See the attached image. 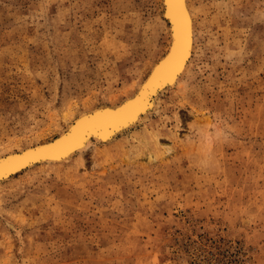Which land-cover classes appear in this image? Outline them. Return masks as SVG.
I'll return each mask as SVG.
<instances>
[{"label":"rangeland","instance_id":"374dc122","mask_svg":"<svg viewBox=\"0 0 264 264\" xmlns=\"http://www.w3.org/2000/svg\"><path fill=\"white\" fill-rule=\"evenodd\" d=\"M203 3L139 127L0 182V264H264V0ZM168 29L162 0H0V154L135 94Z\"/></svg>","mask_w":264,"mask_h":264},{"label":"bare ground","instance_id":"6f19581e","mask_svg":"<svg viewBox=\"0 0 264 264\" xmlns=\"http://www.w3.org/2000/svg\"><path fill=\"white\" fill-rule=\"evenodd\" d=\"M203 1H205V0H202V1L201 0H181L184 12L186 13V15L190 21V44H189V51L187 54V58L185 59V61L181 65V68L177 71L176 75L174 77H172V79L170 81L163 82V83L159 84L157 87L152 88L146 94L145 103L143 105L142 110L138 111L133 119H131L129 122H127V123H125L119 127L112 129L110 132H107L105 134H103V132H100L99 134H97V133L91 134L90 136H88L86 138V140L83 142V144L76 146L74 149H72L71 151L66 153L61 158L44 159V160H40L38 162H34V163L28 165L27 167L15 170L12 173V175L6 177L3 180L10 179L16 173L26 171V170H28V169L36 166V165H41V164L52 165L55 163L61 164L62 162H66V161L72 159V157L74 155H84L86 152L91 151L95 147V145L98 143H107V142L110 143V141L114 140L119 135L124 134L127 131H130L136 127H139V125L142 124L148 118V116L151 114V112L157 108L160 94L164 93L163 91H165L166 89L169 90V88L174 87L176 84H180L181 83L180 81L188 73L189 68L191 66V63H192V58H193L194 52L197 50L199 32L204 27L205 21L207 19V13H208L207 7L203 3ZM162 2H163V15H164V18L166 19V21L168 22V26H169V29H168L169 34H170L169 46H168V49L165 52V54L154 64V66H152L153 68L151 69L150 73L140 83V85L136 89L137 91L135 92V94L126 97L123 101H121L118 104L100 106V107H97L93 110L85 111V112H83L80 115L75 116V117L72 116L73 115L72 113H68L66 115V119L70 120V123H69L68 127L65 130H63L58 136H56L55 138H53L51 140L43 141L41 143L31 144V145H27L25 147H19L16 150H14L10 147L6 151H3L4 153L0 154V159L6 158V157H8V158L14 157V156L21 154V153H26V152L28 153L30 151H33V149L35 147H39V146H40L39 147L40 149H43L41 146L45 145V144H49V143H52L50 145H57L61 141H63L65 137L71 135L72 129H74L81 120L86 119V118L91 119V117L96 116V114L99 113L100 111L102 112V108L109 107L110 109H113V111L116 112V111H119L121 108H124L130 102L136 101L137 98L140 97L145 92V86L149 84V81L151 80L153 73L156 71V69L159 67V65L162 64L165 60H167L169 54L172 51V47L174 44V40H175V34L173 31L174 25H173L172 20L167 15L166 0H162ZM197 2L199 3V6H197ZM92 113H93V115L90 116L89 114H92ZM94 113H96V114H94ZM3 180H0V182Z\"/></svg>","mask_w":264,"mask_h":264},{"label":"snow or ice","instance_id":"6c2138e0","mask_svg":"<svg viewBox=\"0 0 264 264\" xmlns=\"http://www.w3.org/2000/svg\"><path fill=\"white\" fill-rule=\"evenodd\" d=\"M167 15L172 20L175 34V40L172 51L167 60H165L153 73L149 84L145 86V92L137 98L136 101L130 102L124 108L116 112H99L91 119L81 120L78 125L72 129L71 135L57 145L48 148L30 151L21 157H10L0 159V175L5 171H11L32 159H38L41 155L56 152H67L73 147L83 144L88 136L94 132L99 134L102 130L114 129L134 118L136 113L142 110L145 103L146 94L154 87L163 82L170 81L181 65L187 58L190 44V21L184 12L181 0H166Z\"/></svg>","mask_w":264,"mask_h":264},{"label":"water","instance_id":"95a60500","mask_svg":"<svg viewBox=\"0 0 264 264\" xmlns=\"http://www.w3.org/2000/svg\"><path fill=\"white\" fill-rule=\"evenodd\" d=\"M101 112V111H100ZM102 112H105V113H108V112H115V111H113V109H110L109 107H106V108H102ZM94 114H96V113H94ZM90 116L91 115H93V113L92 114H89ZM93 117H95V116H93ZM93 117H91V118H93ZM86 119H88V118H86ZM84 120V119H83ZM112 129H108V130H102V131H100V132H103V134H105V133H107V132H110ZM105 131V132H104ZM99 132V133H100ZM95 133V132H94ZM62 142V141H61ZM60 142V143H61ZM54 143V142H53ZM59 143V144H60ZM50 144H52V143H49V144H45V145H42L41 147L42 148H48L49 146H52V145H50ZM44 146V147H43ZM40 147V146H39ZM39 147H35L34 149H33V151H36V150H39L40 148ZM75 147H73L72 149H74ZM71 149V150H72ZM71 150H69V151H71ZM69 151H67V152H56V153H48V154H44V155H41L40 156V158H38V159H32L31 160V162H29V163H26V164H24V165H22V166H20V167H18V168H15L14 170H11V171H5L2 175H0V180H3V179H5L6 177H8V176H10V175H12V173L15 171V170H18V169H21V168H24V167H27L28 165H30V164H32V163H34V162H38V161H40V160H44V159H57V158H61V157H63L66 153H68ZM27 153V152H26ZM26 153H21V154H18V155H16V156H14V157H21V156H23V155H25ZM8 157H6V158H2V159H7Z\"/></svg>","mask_w":264,"mask_h":264},{"label":"clouds","instance_id":"9594fccd","mask_svg":"<svg viewBox=\"0 0 264 264\" xmlns=\"http://www.w3.org/2000/svg\"><path fill=\"white\" fill-rule=\"evenodd\" d=\"M200 136L202 141L214 145L226 136V132H224L219 127H216L215 130L201 129ZM206 155L210 161L212 157L211 151L207 152Z\"/></svg>","mask_w":264,"mask_h":264}]
</instances>
